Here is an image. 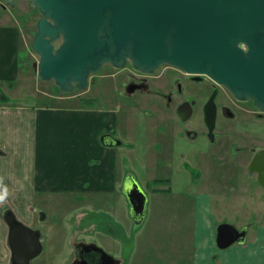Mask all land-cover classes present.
<instances>
[{
    "label": "water",
    "instance_id": "obj_1",
    "mask_svg": "<svg viewBox=\"0 0 264 264\" xmlns=\"http://www.w3.org/2000/svg\"><path fill=\"white\" fill-rule=\"evenodd\" d=\"M17 0H6L14 5ZM41 17L32 49L39 55L38 77L53 81L61 92L86 89L105 66L155 73L169 65L206 75L239 101H252L264 112V0H26ZM132 91V88H130ZM218 88L204 114L214 141ZM189 106L187 120L192 112ZM106 134L103 140H110ZM116 140V139H115ZM117 144L122 141L116 140ZM264 149L258 150L250 172L259 171L264 186ZM124 192L136 223L146 214L147 194L127 181ZM10 264H32L44 249L43 233L6 208ZM216 244L226 249L245 244L248 226L221 222ZM95 243H78L71 264H119Z\"/></svg>",
    "mask_w": 264,
    "mask_h": 264
},
{
    "label": "crops",
    "instance_id": "obj_2",
    "mask_svg": "<svg viewBox=\"0 0 264 264\" xmlns=\"http://www.w3.org/2000/svg\"><path fill=\"white\" fill-rule=\"evenodd\" d=\"M20 62L19 28L0 23V85L16 83ZM0 101V197H3L0 200V264L8 261L10 264L12 258L9 226L2 217L6 208L12 209L28 226L42 230L44 249L32 264L41 259L45 249L51 254L58 252L59 249H55L59 246H68L69 258L76 256V246L73 250L69 246L75 236L82 234L81 226L86 217L91 218L95 234L93 241L82 243H95L113 256L126 258L124 264H144L141 256L144 253L139 256L138 240L149 224L151 213L150 198L140 180L146 158L140 152L135 162L125 154L129 150H123L124 155L118 156V150L125 145L114 141L117 111L97 105L55 107L6 103L2 98ZM106 134L112 138L103 140ZM131 160L134 161L133 172ZM191 177L195 184L203 182L201 177ZM127 181L136 182L148 196L141 223H136L132 217L124 192ZM218 195L212 191L196 192L192 208L186 206L187 213L181 212L188 221L184 232L187 235L191 232L193 237V252L184 257L182 252L175 254L162 247L166 253L162 264H264V216L256 225L250 219H238L242 226H248L245 244L236 243L226 249L217 246L216 227L225 222L227 206L224 203L220 208L215 206L214 199ZM51 196L59 198L53 201ZM59 199L60 211H64L62 216L58 210L51 209L57 206ZM120 207L122 211L117 212ZM235 219L233 217L229 223L235 225ZM69 229L73 231L72 237L67 236ZM132 229L138 231V240L130 260L127 256L133 243ZM153 246L158 245L153 242ZM141 247L146 249V246ZM167 256L170 258L166 259Z\"/></svg>",
    "mask_w": 264,
    "mask_h": 264
},
{
    "label": "rangeland",
    "instance_id": "obj_3",
    "mask_svg": "<svg viewBox=\"0 0 264 264\" xmlns=\"http://www.w3.org/2000/svg\"><path fill=\"white\" fill-rule=\"evenodd\" d=\"M40 17V13L29 1L19 0L16 4L10 5L6 0H0V23L14 24L20 30L21 60L20 74L16 83L0 85V99L2 98L6 103L11 101L19 105L55 107L72 104L97 105L117 111L115 128L117 133L114 138L125 145L121 147V151L118 150V156L124 155L123 150H129L130 153L127 151L125 154L138 162L136 158L138 154L140 152L144 154L145 171L140 174V180L149 195L151 206L149 224L143 230L139 240L136 239L138 231L134 229L131 231L133 243L130 245L131 251L127 259L131 260L134 257L137 248L136 240L140 244L139 256L144 253L141 255L145 260L144 264H162L166 256L163 248L175 254L176 252L178 254L182 252L183 255L192 254L193 237L191 232L190 235L184 232L188 221L181 212L187 213L186 206L192 208L194 195L198 191H212L216 195L220 193L214 202L219 208L222 203L227 205L224 209L225 222L236 217L234 222L237 226L241 225L238 220L241 218L250 219L253 225L258 223L259 218L264 216V189L255 185L257 183L249 178L246 163L251 157L252 147L264 146V114L254 117L242 115L240 116L243 120L242 125L241 122L230 121L220 116L217 120V131L221 132L223 128L232 129L234 134L226 137L227 132H225L223 136L217 138L215 144H212L213 142L211 143L205 136L197 140L186 136L182 132L183 127L179 117L168 111L164 102L152 103L140 92L136 94L125 92L122 72L112 66H105L101 72L93 75L86 89L74 90L70 93L61 92L53 81H42L37 74L39 55L32 49V42ZM210 81L213 83L212 80ZM196 89H198L197 85L192 90ZM219 92L218 98L221 101L227 98L228 93L223 88ZM150 109L154 111L152 116H150ZM199 111L197 110L195 116L187 123L188 128L206 130L203 122L200 121ZM233 143L245 148L243 152L239 155L233 154L230 150ZM217 155L221 158L225 156V161L218 160ZM234 157H239L243 165L233 160ZM134 161L131 160L132 172ZM185 162L189 172L184 167ZM190 174L197 179L201 177L203 182L195 184ZM212 179L214 181H211ZM232 187L235 190L229 189ZM51 198L55 201L59 197L51 196ZM58 201L57 206L51 209L58 210L59 215L62 216L64 211H60L61 200ZM117 201L118 199H115L116 203ZM119 211H122L121 207L117 209V212ZM90 220V217L84 219L81 235L75 236L73 242L72 238L69 239L72 242V246H69L71 250L75 249L78 242H91L95 230L91 227ZM121 225H123L122 222ZM63 231L66 233L65 228ZM72 232L69 229L67 236L72 237ZM182 239L185 241L183 240V245H180ZM153 242L158 246L154 247ZM141 245L146 246V249ZM62 248L64 252L60 253ZM58 249V252L51 254L45 249L41 259L36 260L35 264H66L69 260L67 264H71L76 258V256L69 258L68 246H59L55 250ZM114 257L121 260V264L122 262L124 264L126 260L123 257ZM169 258V256L166 257V259Z\"/></svg>",
    "mask_w": 264,
    "mask_h": 264
},
{
    "label": "flooded vegetation",
    "instance_id": "obj_4",
    "mask_svg": "<svg viewBox=\"0 0 264 264\" xmlns=\"http://www.w3.org/2000/svg\"><path fill=\"white\" fill-rule=\"evenodd\" d=\"M117 71L122 72V76L124 78L125 92H127L128 94H136L137 92H140L142 95L149 98L152 103L164 102L166 109L170 112L175 113L179 117L181 125L183 127L182 132L193 140H197L201 136H205L211 142L210 130L205 122L204 110L215 88H218V94L215 99L217 107L216 126L217 120L220 116L230 121H236L239 123L241 122L240 124L242 125L243 120L240 119V116L250 115L254 117L262 116L264 114V112L259 111L253 106L252 101L237 100L227 89L222 86L216 85V83L206 75H196L187 73L183 70L169 65H163L155 73L151 74L136 71L131 66L125 69H117ZM210 80H212L213 83H211ZM210 83L212 84V91L210 88ZM195 85H197L198 89L194 91L192 89ZM220 87L228 93L227 98H225L223 101L218 98V96L220 95ZM130 88H132V91H130ZM189 106L192 107L190 109V112H192V114L187 120H183L180 116V112H183V116H187V112H189ZM197 110H200V121L203 122V125L205 126L206 130L201 131L198 128L194 129L188 128L186 126L187 123L190 122V120L195 116ZM150 111V116L154 115V111L152 109H150ZM225 132H227L226 137L233 136L234 134V130L232 129L223 128L222 131L219 132L215 127L214 141L213 143H211L215 144L217 138L223 136ZM244 149L245 148L239 147L236 143L231 144L230 147L231 152L236 155L242 153ZM261 149H264V146L260 148H251L252 153L251 157L249 158V161L246 163V171L249 178H251L252 181H255L257 183L255 185H259L261 188L264 189V186L258 182L259 171L255 170L253 173L250 172L252 160L256 152ZM217 158L218 160L224 159L225 161V156L221 158L219 155H217ZM233 160H236L237 162L239 161V164L243 165L239 157H234ZM184 165L188 169L186 162L184 163ZM256 168L264 170V166H258ZM199 171L201 173L200 169ZM74 260H76V258Z\"/></svg>",
    "mask_w": 264,
    "mask_h": 264
},
{
    "label": "clouds",
    "instance_id": "obj_5",
    "mask_svg": "<svg viewBox=\"0 0 264 264\" xmlns=\"http://www.w3.org/2000/svg\"><path fill=\"white\" fill-rule=\"evenodd\" d=\"M3 199V197H0V200H2Z\"/></svg>",
    "mask_w": 264,
    "mask_h": 264
}]
</instances>
